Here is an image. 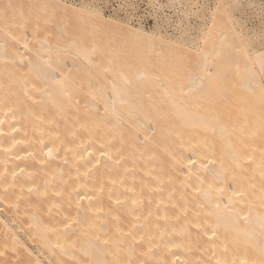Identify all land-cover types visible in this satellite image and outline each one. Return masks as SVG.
Instances as JSON below:
<instances>
[{
	"label": "bare ground",
	"instance_id": "bare-ground-1",
	"mask_svg": "<svg viewBox=\"0 0 264 264\" xmlns=\"http://www.w3.org/2000/svg\"><path fill=\"white\" fill-rule=\"evenodd\" d=\"M241 1L193 44L0 0V264H264V46L228 13L262 6Z\"/></svg>",
	"mask_w": 264,
	"mask_h": 264
},
{
	"label": "rangeland",
	"instance_id": "rangeland-1",
	"mask_svg": "<svg viewBox=\"0 0 264 264\" xmlns=\"http://www.w3.org/2000/svg\"><path fill=\"white\" fill-rule=\"evenodd\" d=\"M63 1L67 4H78L83 2L99 8L106 17L124 18L133 26H140L145 30L161 34L168 40L177 39L193 44L201 37V28L209 24L213 14L212 10L215 6V0ZM243 1L244 0L241 2ZM257 6L258 8L262 6V14L257 12L256 15L254 12L257 8L256 6H248L247 8L245 6L244 14H240L241 12L239 11L233 12L235 7L228 9V13L231 16L233 14L235 17H241L245 26L249 29V36H247V38H251L250 48L253 46L261 48L264 46V0H260ZM235 103L236 102H234V104ZM150 132L152 133V130Z\"/></svg>",
	"mask_w": 264,
	"mask_h": 264
}]
</instances>
